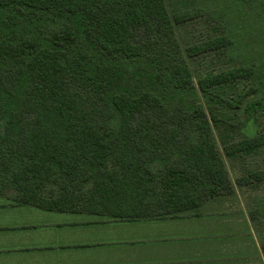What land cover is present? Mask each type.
Instances as JSON below:
<instances>
[{
    "label": "trees",
    "instance_id": "trees-1",
    "mask_svg": "<svg viewBox=\"0 0 264 264\" xmlns=\"http://www.w3.org/2000/svg\"><path fill=\"white\" fill-rule=\"evenodd\" d=\"M169 6L0 0V197L135 222L234 194L215 133L230 159L264 148L263 130L243 134L264 117V61L233 62L226 34L182 44L199 14ZM211 55L229 64L197 71ZM253 183L264 171L236 181Z\"/></svg>",
    "mask_w": 264,
    "mask_h": 264
},
{
    "label": "crops",
    "instance_id": "crops-1",
    "mask_svg": "<svg viewBox=\"0 0 264 264\" xmlns=\"http://www.w3.org/2000/svg\"><path fill=\"white\" fill-rule=\"evenodd\" d=\"M228 197L176 218L135 222L47 212L0 197V264H250L235 243H215L219 235L249 236V219L231 213Z\"/></svg>",
    "mask_w": 264,
    "mask_h": 264
},
{
    "label": "rangeland",
    "instance_id": "rangeland-1",
    "mask_svg": "<svg viewBox=\"0 0 264 264\" xmlns=\"http://www.w3.org/2000/svg\"><path fill=\"white\" fill-rule=\"evenodd\" d=\"M232 2V3H231ZM231 3V4H230ZM255 5L238 4V0H168L170 9L197 12L195 20L181 28L179 32L182 44L190 42H202L209 36L226 34L232 38V47L229 56L233 62L259 63L264 61V11ZM199 60V61H198ZM194 63L195 68L203 73L205 70H218L225 68L229 62L223 57L209 56L204 59L198 58ZM264 131V117L259 118L257 123L250 122L243 134L252 137L256 132ZM218 149L229 173L230 180L234 185V194L227 198V206L231 213L244 211L243 215L249 219V236L237 234L232 238H217L218 243L226 242L240 246L241 250L248 252L250 264H264V214L259 213L264 205L261 200L264 196V185L258 186L254 183L249 186H237L236 181L241 177H246L248 172L264 171V148L256 154L238 159H230L224 156L220 145V138L215 133ZM239 137V136H238ZM238 138H236L237 140ZM264 200V199H263ZM262 200V201H263ZM260 202V203H259ZM262 205V206H261ZM256 212L255 219L249 217V212ZM239 218V217H237ZM247 238V239H246ZM205 239H197L202 243Z\"/></svg>",
    "mask_w": 264,
    "mask_h": 264
}]
</instances>
